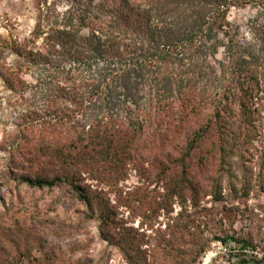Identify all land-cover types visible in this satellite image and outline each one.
Segmentation results:
<instances>
[{"label":"rangeland","instance_id":"obj_1","mask_svg":"<svg viewBox=\"0 0 264 264\" xmlns=\"http://www.w3.org/2000/svg\"><path fill=\"white\" fill-rule=\"evenodd\" d=\"M38 1L0 0V264H128L120 249L100 236L99 221L88 217L84 203L67 183L39 188L21 181L22 176L70 178L61 171L50 172L45 162L26 163V151L32 152L41 140L53 139L70 148L66 139L70 129L66 134L61 129L62 133L53 136L27 127L37 114L48 111L52 79L40 67H33L15 73L13 88L4 80L10 64L17 58L11 44L29 38L36 22ZM115 2L106 0L110 6ZM81 3L82 0H45L40 10L45 15L44 22H48L47 15L80 13L84 8ZM263 13L258 4L229 6L226 14L229 25L222 27L229 35L223 31L209 35L210 41L217 39L215 52L204 49L194 54L178 49L177 57L165 56V62H160L157 68L146 70L136 65L135 70L141 75L130 72L129 79L124 81L128 90L111 84L107 99L85 102L86 110L78 116L87 122L95 114L107 113L111 107L122 113L125 109L123 95L118 100L119 92L143 105L163 83L161 76L172 77L170 95L176 92L177 85L184 89L189 79L197 87L202 86L209 70L218 76L225 70L227 52L231 53L227 47L229 38L234 44L236 40L242 44V49L258 52L251 20L258 19L256 24L260 23ZM93 21L87 20V26L76 31L77 36H87ZM153 21L150 20V26ZM159 35L164 37L162 33ZM42 41L39 37L28 50L40 51ZM147 48L151 46L146 40L136 37L127 49L141 61L148 56ZM78 65L81 68L74 75V86L84 93L99 84L105 73L101 63L99 67ZM216 86L217 83L209 86V90ZM137 95L141 96L138 100ZM254 106L258 108L253 133L256 136L245 143H229L228 147L236 149L224 160L208 157L204 153L206 146L183 155L185 137L211 112L201 109L197 122L193 119L178 129L171 128L162 138L140 139L143 151L140 161H128L120 180L116 181L119 175L104 174L100 179L81 175L82 189L92 201L95 215L111 217L106 230L116 240L121 237L130 240L137 264H243V260L250 259L264 264V110L262 106ZM180 156L184 157L183 167L178 163ZM169 168H174L185 182L178 194H169L168 184L174 173L170 174Z\"/></svg>","mask_w":264,"mask_h":264},{"label":"trees","instance_id":"obj_2","mask_svg":"<svg viewBox=\"0 0 264 264\" xmlns=\"http://www.w3.org/2000/svg\"><path fill=\"white\" fill-rule=\"evenodd\" d=\"M41 3L45 4V0L36 3V22L29 38L11 44L10 49L17 58L10 64L4 80L13 88L15 73L22 68L30 70L33 67H40L52 79L50 83L53 82L54 86L52 99L47 104L48 111L37 114L27 127L38 128L53 136L62 133L61 129H65V134L70 129L71 133L66 138L70 148L58 145L53 139L41 140L32 152L26 151V163L45 162L50 172L61 171L70 178L22 176L21 181L39 188L67 183L84 203L88 217L99 221L100 236L116 245L128 264H137L130 240L124 237L116 240L106 230L111 217L95 215L92 201L83 191L79 178L87 174L100 179L105 174L119 175L116 181L120 180L128 161H140L143 153L140 139L146 136L165 137L171 128L178 129L198 118L201 109H210L211 112L185 137L184 156L206 146L204 153L208 157L218 156L224 160L236 149L228 147L229 143H245L254 138L255 113L258 110L254 105L262 106L264 110V101L263 105L261 103L264 99V13L260 23L256 24L258 19L251 20L258 52L242 49V44L237 40L234 44L233 39L229 38L227 47L231 53L227 52L225 70L218 76L208 68L209 75L202 86L197 87L189 79L184 89L180 90L177 85L176 92L170 95L172 77L161 76L163 83L143 105L132 100L128 94L119 92L118 98L123 95L121 99L125 110L122 113L114 112L111 107L107 113L95 114L87 122L78 115L86 110L85 102L89 104L101 98L107 99L111 84L113 87L122 85L124 90H128L124 81L129 79L130 72L141 75L140 71L135 70L136 65L146 70L157 68L160 62H165V56L177 57L180 53L178 49L193 51L194 54L202 53L204 49L215 52L217 39L210 41L209 35L222 32V27L229 25L226 19L229 6L258 4L264 10V0H117L111 6L107 5L106 0H82L80 5H84V8L79 10L80 13L68 11L61 17L47 15L48 22H44ZM151 19L154 21L150 26ZM87 20L94 22L89 34L77 36V32L87 26ZM223 32L229 35L227 30ZM39 37L43 39L42 49L38 52L28 50L29 45L35 44ZM136 37L146 40L151 46L146 50L148 56L141 61L135 58V52L127 49ZM80 63H85V67L92 64L99 67L101 63V70L105 73L103 76L100 73L102 78L99 84H91L84 93L78 92L74 86V75L81 68ZM204 74H207V70ZM215 83L217 86L209 90V86ZM160 91L170 92L160 94ZM140 98L136 96V100ZM183 158L180 156L178 162L182 167ZM173 169L169 168L170 174L174 172L168 184L170 195L178 194L185 185ZM242 245L247 247L248 244L242 240ZM243 261V264H257L251 259Z\"/></svg>","mask_w":264,"mask_h":264}]
</instances>
